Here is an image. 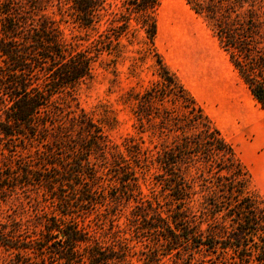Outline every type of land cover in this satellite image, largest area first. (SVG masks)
<instances>
[{
    "label": "trees",
    "instance_id": "1",
    "mask_svg": "<svg viewBox=\"0 0 264 264\" xmlns=\"http://www.w3.org/2000/svg\"><path fill=\"white\" fill-rule=\"evenodd\" d=\"M161 1L0 0V197L20 190L48 204L26 222L0 216L6 264H134L129 245L81 224L101 208L112 223L131 209L135 236L152 244L143 264H184V252L191 264L195 255L196 264H264V199L160 54ZM186 2L264 109V0ZM60 22L77 27L79 43L69 47ZM126 59L133 77L151 62L154 79L125 97L141 141L122 151L68 98L93 81L96 63ZM152 168L160 195L148 197L140 179Z\"/></svg>",
    "mask_w": 264,
    "mask_h": 264
},
{
    "label": "rangeland",
    "instance_id": "2",
    "mask_svg": "<svg viewBox=\"0 0 264 264\" xmlns=\"http://www.w3.org/2000/svg\"><path fill=\"white\" fill-rule=\"evenodd\" d=\"M156 19V45L160 54L215 126L233 144L238 158L252 177L254 191L264 199V109L231 64L210 24L196 14L186 0H162ZM60 29L69 47L79 43L82 33L72 23L60 22ZM133 55L135 53H126L127 58ZM130 64L129 59L116 64L96 63L93 81L83 84L74 99L68 98L71 110H82L122 151H125V145L141 141L131 108L124 102L125 97L131 91H144L154 79L151 62L142 67L139 77L130 74ZM143 139L146 146H150L148 136L144 135ZM154 174L152 168L141 175L140 184L148 197L160 195ZM108 179V187L117 184L118 178L111 176ZM30 194L28 196L19 190L0 197L3 223L14 216L24 222L33 220L35 208L48 210V204L41 196ZM99 213L100 216L97 215ZM103 213L106 211L101 208L98 213L85 215L81 224L108 244L129 245L134 264H143L139 258L144 259L149 254L152 244L147 238L135 236L128 220L131 209H123L114 223L110 222L109 216L101 215ZM195 257L194 264L200 258ZM10 258L9 253L0 247V264L8 263ZM179 258L184 260V264H191L189 254L184 252ZM172 260L174 258L163 261L164 264H173ZM181 263L182 260L179 261Z\"/></svg>",
    "mask_w": 264,
    "mask_h": 264
}]
</instances>
